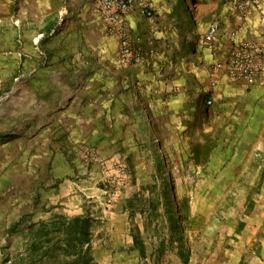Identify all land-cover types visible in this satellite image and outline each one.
Segmentation results:
<instances>
[{
    "label": "rangeland",
    "instance_id": "obj_1",
    "mask_svg": "<svg viewBox=\"0 0 264 264\" xmlns=\"http://www.w3.org/2000/svg\"><path fill=\"white\" fill-rule=\"evenodd\" d=\"M0 24V264H264V171L230 167L249 134L207 120L176 145L134 105L108 124L88 110L99 67L54 61L44 38L10 59ZM220 147L221 172L195 168Z\"/></svg>",
    "mask_w": 264,
    "mask_h": 264
},
{
    "label": "crops",
    "instance_id": "obj_2",
    "mask_svg": "<svg viewBox=\"0 0 264 264\" xmlns=\"http://www.w3.org/2000/svg\"><path fill=\"white\" fill-rule=\"evenodd\" d=\"M151 1L157 14L152 34L149 21L137 9L127 16L134 48L144 56L137 65L121 64L118 40L108 33L107 25L97 14L95 0H0V23L5 22L6 29L13 30L5 42L7 53L10 59L20 55L15 46L21 43L22 55L31 56V45L44 38L40 44L50 46L51 51L58 49L48 50L54 61L78 62L84 67L89 62L99 67L103 86L90 91L94 105H89L88 110L102 109L101 115L108 124L111 119H118L115 125L124 122L127 110L134 105L149 111L157 133L174 134V144L186 142L190 147L196 145L187 134L197 132L201 122L213 120L233 128L239 125V130L249 136H244L240 152L229 154L231 171L243 164L263 172L264 65L252 86L229 76L225 62L233 46L231 35L238 27L231 0ZM215 23L219 30L213 55L201 44ZM242 37L264 48V0L247 19ZM216 63L222 67L214 70L212 76ZM221 149L206 153V161L195 168L221 172L223 156L228 155ZM246 157L248 161L244 160Z\"/></svg>",
    "mask_w": 264,
    "mask_h": 264
},
{
    "label": "built area",
    "instance_id": "obj_3",
    "mask_svg": "<svg viewBox=\"0 0 264 264\" xmlns=\"http://www.w3.org/2000/svg\"><path fill=\"white\" fill-rule=\"evenodd\" d=\"M97 14L107 25L108 33L118 40L119 58L123 66H133L144 60L142 52L134 48L130 26L127 21L128 14L137 9L150 23V33L155 32L157 14L151 0H95ZM261 0H231V8L238 20V27L232 33L233 46L230 48L225 62L229 76L236 81L255 85L264 65V48L254 41L242 37L246 21L254 8ZM218 24H212L205 36L201 48L216 54L215 38L218 33ZM222 67L216 63L214 70Z\"/></svg>",
    "mask_w": 264,
    "mask_h": 264
},
{
    "label": "trees",
    "instance_id": "obj_4",
    "mask_svg": "<svg viewBox=\"0 0 264 264\" xmlns=\"http://www.w3.org/2000/svg\"><path fill=\"white\" fill-rule=\"evenodd\" d=\"M209 154V153H208ZM208 154H207V156H205V158L207 159L208 158ZM196 160L199 162L200 161V158H199V152L197 151L196 152ZM206 161V160H205ZM163 196H164V199L166 200V198L168 199V189H164L163 190ZM144 196L142 195V196H140V199H139V202H140V204H144V202L146 203V202H148L147 200H145V198H143ZM131 203V201L130 202H128V204H130ZM165 208H164V210H165V214H166V216H168V218H169V223H170V229L172 230V233L173 234H179V238H181V231H183V228H182V226L179 224V222L178 221H175V219H174V217L171 215V211H170V209H169V206H168V204H167V202H165V206H164ZM153 213H159V210L157 209V207L155 206H153V208H152V210H151ZM134 212H139L140 214H145V213H147V211L146 210H144L143 208L142 209H140V210H136V211H134ZM151 212V213H152ZM10 233L11 232H13V229H11L10 231H9ZM136 240H137V238H136ZM188 253V252H187ZM82 258H83V256H80V258L79 259H77L76 260V262H75V264H81V262H82Z\"/></svg>",
    "mask_w": 264,
    "mask_h": 264
}]
</instances>
